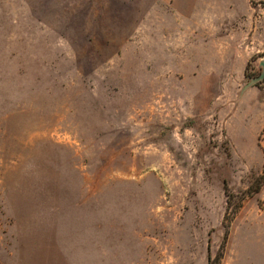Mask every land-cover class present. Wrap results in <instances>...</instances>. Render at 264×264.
Segmentation results:
<instances>
[{"label":"rangeland","instance_id":"rangeland-1","mask_svg":"<svg viewBox=\"0 0 264 264\" xmlns=\"http://www.w3.org/2000/svg\"><path fill=\"white\" fill-rule=\"evenodd\" d=\"M261 60L264 0H0V264H264Z\"/></svg>","mask_w":264,"mask_h":264},{"label":"water","instance_id":"water-1","mask_svg":"<svg viewBox=\"0 0 264 264\" xmlns=\"http://www.w3.org/2000/svg\"><path fill=\"white\" fill-rule=\"evenodd\" d=\"M259 65L261 67V72L258 76L251 78L250 81L245 85V88L248 86H251L257 82H261L264 79V60H261L259 62Z\"/></svg>","mask_w":264,"mask_h":264},{"label":"trees","instance_id":"trees-1","mask_svg":"<svg viewBox=\"0 0 264 264\" xmlns=\"http://www.w3.org/2000/svg\"><path fill=\"white\" fill-rule=\"evenodd\" d=\"M259 190V186L258 185H256L255 186V189H254V191L253 192H257Z\"/></svg>","mask_w":264,"mask_h":264}]
</instances>
